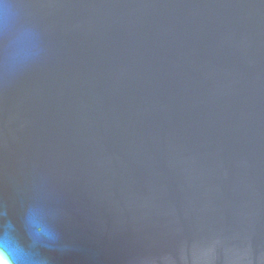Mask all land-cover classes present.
<instances>
[{"label": "water", "instance_id": "water-1", "mask_svg": "<svg viewBox=\"0 0 264 264\" xmlns=\"http://www.w3.org/2000/svg\"><path fill=\"white\" fill-rule=\"evenodd\" d=\"M0 237L264 264V0H0Z\"/></svg>", "mask_w": 264, "mask_h": 264}, {"label": "clouds", "instance_id": "clouds-1", "mask_svg": "<svg viewBox=\"0 0 264 264\" xmlns=\"http://www.w3.org/2000/svg\"><path fill=\"white\" fill-rule=\"evenodd\" d=\"M0 264H35L10 237H0Z\"/></svg>", "mask_w": 264, "mask_h": 264}]
</instances>
